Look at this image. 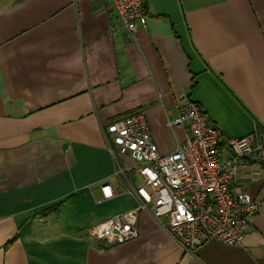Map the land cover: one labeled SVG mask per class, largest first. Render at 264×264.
Returning a JSON list of instances; mask_svg holds the SVG:
<instances>
[{"label":"crops","instance_id":"1","mask_svg":"<svg viewBox=\"0 0 264 264\" xmlns=\"http://www.w3.org/2000/svg\"><path fill=\"white\" fill-rule=\"evenodd\" d=\"M147 12L132 37L112 32L101 0H0V264H264L257 167L232 183L261 204L242 246L186 252L148 211L136 239L88 236L136 208L144 181L110 150L114 119L143 112L161 154L185 142L170 125L183 93L227 148L264 124V0H148Z\"/></svg>","mask_w":264,"mask_h":264},{"label":"built area","instance_id":"2","mask_svg":"<svg viewBox=\"0 0 264 264\" xmlns=\"http://www.w3.org/2000/svg\"><path fill=\"white\" fill-rule=\"evenodd\" d=\"M111 14V30L124 28L134 36L145 27L148 0H101ZM170 125L186 131L185 142L169 154H161L153 140L143 112L114 120L103 129L115 156L129 155L143 178L139 187L131 185L139 203L134 209L98 222L88 229L93 240L122 244L140 236L142 211L150 212L184 248L194 253L211 240L242 246L260 202L240 189L232 188L239 172L259 168L264 182V124L250 134L221 143L222 132L204 108L183 93L178 116ZM230 148L231 152L223 157ZM133 167L119 164L117 174L127 177ZM112 195L109 184L103 186Z\"/></svg>","mask_w":264,"mask_h":264},{"label":"trees","instance_id":"3","mask_svg":"<svg viewBox=\"0 0 264 264\" xmlns=\"http://www.w3.org/2000/svg\"><path fill=\"white\" fill-rule=\"evenodd\" d=\"M114 120H116V119H114Z\"/></svg>","mask_w":264,"mask_h":264}]
</instances>
